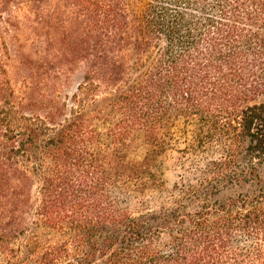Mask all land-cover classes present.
<instances>
[{
	"label": "trees",
	"instance_id": "trees-1",
	"mask_svg": "<svg viewBox=\"0 0 264 264\" xmlns=\"http://www.w3.org/2000/svg\"><path fill=\"white\" fill-rule=\"evenodd\" d=\"M128 7L0 0L17 57L0 36L3 263L264 264V0ZM178 122L193 178L145 208L165 188ZM137 132L146 151L133 161Z\"/></svg>",
	"mask_w": 264,
	"mask_h": 264
},
{
	"label": "rangeland",
	"instance_id": "rangeland-1",
	"mask_svg": "<svg viewBox=\"0 0 264 264\" xmlns=\"http://www.w3.org/2000/svg\"><path fill=\"white\" fill-rule=\"evenodd\" d=\"M146 0H129V11L131 15L140 14L143 10L144 3ZM5 17V16H4ZM13 31L10 30L8 25L4 20L0 19V36L6 42L9 53L16 63L17 57L14 56V43L11 38ZM81 65L77 66L71 73H69V79L67 85L63 87V92L71 94L75 91L76 86L81 81ZM10 74L14 78L16 85L20 84L19 78L13 74V70L10 68ZM99 106L102 104V101H99ZM107 123H97V128L101 133L102 143L107 142L106 137ZM187 130L190 127H186ZM190 141V133L185 132V127L181 122H178L172 130L171 140H169L170 147L166 153L165 157V188L163 190H147L143 201L145 202V208L157 209L161 205H166L172 202L175 199V192L173 191V186L175 183L181 184L183 181L190 180L193 178L192 172H185L184 168L181 166L179 161V150L183 149L186 144ZM146 151V147L143 142V136L141 132L133 133L129 138V151L128 156L131 160L137 161L140 160ZM137 200V199H136ZM134 199H123L122 205L129 207L131 210H141V205ZM0 264L3 263V258L0 255Z\"/></svg>",
	"mask_w": 264,
	"mask_h": 264
}]
</instances>
